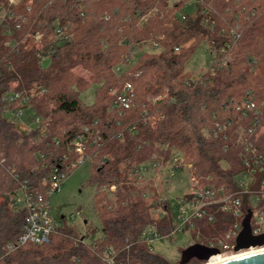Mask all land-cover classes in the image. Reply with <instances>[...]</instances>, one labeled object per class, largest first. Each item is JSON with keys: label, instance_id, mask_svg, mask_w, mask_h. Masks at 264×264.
<instances>
[{"label": "trees", "instance_id": "16d2710c", "mask_svg": "<svg viewBox=\"0 0 264 264\" xmlns=\"http://www.w3.org/2000/svg\"><path fill=\"white\" fill-rule=\"evenodd\" d=\"M166 1L19 0L10 6L14 17L9 25L0 26V248L17 240L28 217V210L13 207L11 196H16L22 185L44 192L53 167L65 169L75 158L66 147L85 125L102 129L100 145L87 151L92 153L90 181L96 190L101 184L117 185V190L114 200L95 192L92 210L101 233L92 241L86 242V235L63 223L53 231L49 243L19 246L5 256L6 264H105L102 253L106 248L121 258L126 245L132 263L170 264L140 240L148 227L168 232L167 222L154 218L144 191L131 187L125 178L133 165L153 156L165 163L173 149L188 157L192 174L204 184L235 189L240 144L235 131L238 122L228 100L240 103L248 96L256 105L264 100V0H178L173 3L176 13L171 15ZM189 1L190 10L182 11ZM153 7L157 12L147 15ZM179 13L185 18H179ZM18 15L25 22L15 29ZM145 16V23L140 24ZM57 27L64 30L63 35L72 33L70 41L42 67L34 35H53ZM231 30L239 35L237 39ZM201 40L212 43L219 58L210 66L214 74L182 77V68ZM186 42L189 44L181 47ZM144 47H148L146 51ZM137 54L134 66L115 71L126 57ZM75 65L90 71L88 79L106 80L92 104L78 99V91L89 82L70 72ZM105 68H111L115 77H103ZM149 69L154 75L141 82L128 76V71L142 70L137 76L142 77ZM126 83L133 86L134 105L120 117L111 107L115 96L108 91L120 93ZM32 84L44 91L35 94L29 104L36 116L49 120L38 143L33 139L35 133L20 138L19 131L3 117L1 101L8 89ZM147 94L162 95L163 99L151 103ZM262 108L264 113V105ZM215 119L232 123L220 137L213 135ZM129 127L133 129L129 131ZM66 154L68 160L63 158ZM212 225L211 232L219 234L216 228L223 225L219 221ZM199 226L203 230L210 224L200 221ZM193 263L197 261L187 264Z\"/></svg>", "mask_w": 264, "mask_h": 264}, {"label": "built area", "instance_id": "2783aa9c", "mask_svg": "<svg viewBox=\"0 0 264 264\" xmlns=\"http://www.w3.org/2000/svg\"><path fill=\"white\" fill-rule=\"evenodd\" d=\"M16 2L17 0H8V5H14ZM147 15H150V12ZM13 17V12L7 9L0 17V26L5 23L8 24V21ZM184 18L185 15L182 13L181 19ZM24 21V17L18 16L17 20L13 22L14 28L18 29ZM206 22L207 20H205V23ZM10 29H7V33H11ZM54 34L57 37H62L64 30L57 27ZM230 34L234 39H237L239 36L233 30L230 31ZM41 39V34L37 36L36 34L34 35L36 44H40ZM65 40L68 41L69 37ZM199 45L210 51L209 66L219 59L216 51L212 48V43L207 45L204 40H201L198 46ZM155 46L156 44H154L153 47ZM225 46L227 47L228 43H226ZM179 49L180 46L175 47L174 51L178 52ZM131 58L134 59V56L129 55L126 57V63L130 64L133 61ZM117 70L120 72L124 69L118 66ZM137 74H140V72H137ZM43 91V89L34 84L20 90L13 87L5 91L1 95V101L3 102V112L4 116L7 118L6 120L11 124H24L28 131L40 130L42 127L44 129L46 125H48L45 118L36 116L29 104L31 98L34 97L35 94H41ZM110 91L111 94L115 96L111 105L112 109L117 111L120 117H124L126 112L134 105L133 101L135 99V94L132 84L126 83L122 87L120 93L112 89ZM246 93L250 94V91ZM161 99H163L162 95L149 98L151 103H156ZM228 104L231 106L238 122L235 131L240 144V169L233 177L235 189L230 191L221 185L204 184L191 172L189 176L190 189L187 194L182 197L181 201L178 202L175 208L166 196L155 197L154 200H149L154 218L166 221L169 228L166 233H160L155 227H148L142 232L140 240L145 243L147 249L151 253H153L152 245L156 239H171L177 232H186L190 234L195 230L200 232V221H204L208 224H214L219 221L226 229L222 235L212 233L205 241L201 239L197 242L193 241V243H200L218 249V252L211 255L206 261L192 258L197 261V263L193 264H208L213 256L222 258L236 255L239 252L264 247L263 244L249 246L248 248H242L238 251L233 250L235 239L242 228V219L247 210L251 212L249 220L251 234L259 235L264 233V147L262 146V138L264 137V113L262 107L264 105V100H262L259 105H256L246 96L240 103H236L232 99H229ZM24 116L29 119V124L23 119ZM31 124L33 126L35 125L36 128L32 127ZM93 124L99 126L97 121H94ZM116 124L119 123L117 122ZM231 124V120H227L226 123H223L215 119L213 122V135L220 137L223 131L228 129ZM132 129L133 127H129L128 130L131 131ZM120 136V133H118L117 137ZM101 139V128L92 129L90 126H83L82 132L66 147V151L71 155L73 154L75 158L69 161L65 169L53 167L49 175L48 187L44 192L33 191L25 185L20 186L19 196L13 197L11 203L14 208H24L28 210V217L23 231L18 236L17 240L14 242H7L1 246L0 264H6L4 262L5 256L19 246L25 244L43 245L49 243L53 231L61 226V223L51 214L48 205L49 197L60 188L63 181L68 176V168L76 169L86 161H90L91 155H89L87 151L89 148L99 146ZM63 158L69 159L67 154L64 155ZM152 161V165L155 167L161 165V167H163L171 164L174 167L183 165L185 168L191 169V165L184 162V157L176 155L173 151L169 159V164L159 162L156 156L150 159V162ZM145 169V165L141 163L136 166L134 171L137 174H142ZM110 189L114 190L115 185H111ZM144 195L145 193L143 196ZM82 214L83 212L81 210H76L74 213L70 214V219H82L83 224L84 220ZM102 260L105 264H138L132 263L130 260L129 245L125 246V253L121 258L115 250L106 248L102 253ZM177 263L179 264V259Z\"/></svg>", "mask_w": 264, "mask_h": 264}, {"label": "rangeland", "instance_id": "374dc122", "mask_svg": "<svg viewBox=\"0 0 264 264\" xmlns=\"http://www.w3.org/2000/svg\"><path fill=\"white\" fill-rule=\"evenodd\" d=\"M19 0H17L18 3ZM178 0H167V10L170 15L176 11V8H173V3ZM32 1H28L27 3H30ZM16 3V4H17ZM89 4V3H88ZM186 8L182 9V11H189L190 7L192 5V2L189 1L186 4ZM122 7H126L122 5ZM7 9H10V5H8V0H0V17L3 15ZM30 9L29 7L27 8ZM126 8L123 9L125 11ZM157 8L153 7L150 10V15L157 12ZM176 13V12H175ZM181 14H178V17L181 18ZM20 16V15H18ZM107 18V17H105ZM147 16L143 17L139 23L143 24L146 21ZM59 21V18L56 19V22ZM25 22V21H24ZM68 30V29H67ZM41 34L42 39L40 40V44H36V40H33L34 48L37 50L38 55L40 57V64L42 67H47L49 65V56L57 51L61 45H63L65 42L70 41V35H62V37H57L55 34L48 36H44L41 32H36V36ZM69 37V40L66 41L65 39ZM61 40V41H60ZM107 40V38L105 39ZM44 42L46 43V46L44 45ZM189 42H186L185 44H182L181 47L187 46ZM48 45V46H47ZM154 46V45H153ZM148 47L142 48L144 51H146ZM155 52L156 51H151ZM138 55H132L134 56V59L130 64L123 62L120 63L118 66L120 68L124 69L123 71H126L129 69V67L134 66L136 62L138 61ZM209 58H210V51L202 47L201 45L197 46V49L192 55L187 63L182 68L181 75L182 77H191V79H195L198 77H201L203 74H214L212 72V68L209 66ZM113 62V60L110 62V64ZM109 64V65H110ZM118 66H116L115 71L117 70ZM148 73L146 75H143L142 77H137L142 74V70H131L128 71V76L131 78H139L138 82H141L143 79H147L148 77H152L154 75V71L152 69L147 70ZM70 72L79 75L82 77H85L88 79L92 74H90L89 70L84 69L81 65H75L70 69ZM137 72H140V74H137ZM134 76V77H133ZM103 77H115L112 73L111 68H105L103 70ZM251 77V76H250ZM106 80H96L88 79V87L85 89L78 91V99L82 101L85 104H92L94 103L97 92L99 88L105 84ZM33 85V84H32ZM35 85V84H34ZM80 88V87H79ZM109 89V93H111ZM114 90V89H112ZM115 91V90H114ZM164 92V90H162ZM39 96V95H37ZM150 94H147V97H149ZM151 97V96H150ZM149 99V98H148ZM3 117L5 119L6 116ZM25 119V122L29 124V119H27L26 116L23 117ZM45 121L49 122L48 119L45 118ZM14 127L19 131L20 138H23L25 135H29L31 133H35V137L33 139H36L35 142H40L39 140L43 139L44 133L47 129L46 127L43 129L40 128V130H32L28 131L26 130V126L19 125V124H13ZM32 127L36 128V126L32 125ZM33 139H30V143H34ZM39 139V140H38ZM23 140V139H22ZM20 140V141H22ZM173 152L176 155H180L181 157H184V162H186V159L188 160V157L183 156L182 154L178 153L176 149H173ZM88 153V152H87ZM89 155L92 153H88ZM151 159V158H150ZM150 159L145 160L142 162L143 165H145L146 169L142 174H137L134 169L136 168L135 165H133L132 170L128 173V178H125L127 181L126 183H129L131 187L143 190L145 195L143 196L147 203H150L149 200H154L155 197L160 196H166L170 200L171 204L174 206V208L177 206L178 202L181 201L182 197L187 194V192L190 189V180L189 176L191 174V169L185 168L183 165H179V167H174L173 165H165L163 167H155L152 165L153 161L150 162ZM4 160V159H3ZM2 162V161H1ZM170 161H166L165 164H169ZM187 163V162H186ZM141 164V163H140ZM99 169V168H98ZM92 174L91 166L88 161L83 163L82 165L78 166L76 169H74L71 173L68 174L66 179L61 184L60 188L53 192L49 197V208L51 211V214L54 215V217L61 223V225L64 223L66 225H73L75 226V229L83 233L85 236V241L90 242L92 241L96 236H99L101 233V224L100 221L96 218L95 213L92 210L93 207V199L95 192L97 191L98 194L106 195L107 199L114 200V193L117 190L115 185V189L111 190L110 185H103L101 184L97 190L95 185L90 181V177ZM19 189L16 190V196H11V199L13 197L19 196ZM16 210L21 208H15ZM76 210H81L83 212L82 218L84 220L82 224V219H70V214L74 213ZM214 227V225L210 224L209 228H203V230L192 231V234L186 233V232H177L171 239L168 238H159L156 239L155 242L152 245V252L159 254L163 256L168 263L174 264L178 261L180 256V251L182 248L190 245L193 243V241L197 242L199 239L205 241L208 239V236L212 235L211 229ZM226 227L221 226L216 228V230L219 232L220 235L224 232ZM178 264V263H177Z\"/></svg>", "mask_w": 264, "mask_h": 264}, {"label": "water", "instance_id": "95a60500", "mask_svg": "<svg viewBox=\"0 0 264 264\" xmlns=\"http://www.w3.org/2000/svg\"><path fill=\"white\" fill-rule=\"evenodd\" d=\"M250 216L251 212L247 210L244 218L242 219V228L235 239L233 250L238 251L242 248L249 246L263 245L264 233L259 235H252L250 229ZM218 249L208 247L200 243H193L183 248L180 251L179 264H187L190 259L206 261L211 255L216 254ZM212 264H264V251L234 257L225 261Z\"/></svg>", "mask_w": 264, "mask_h": 264}, {"label": "bare ground", "instance_id": "6f19581e", "mask_svg": "<svg viewBox=\"0 0 264 264\" xmlns=\"http://www.w3.org/2000/svg\"><path fill=\"white\" fill-rule=\"evenodd\" d=\"M260 251H264V247L259 248V249H251L245 252H239L236 255H232V256H226V257H217V256H213L211 257V259L209 260L208 264H212V263H218L221 261H225L234 257H239V256H244V255H248V254H252V253H256V252H260Z\"/></svg>", "mask_w": 264, "mask_h": 264}, {"label": "crops", "instance_id": "0c3cea01", "mask_svg": "<svg viewBox=\"0 0 264 264\" xmlns=\"http://www.w3.org/2000/svg\"><path fill=\"white\" fill-rule=\"evenodd\" d=\"M191 244H192V243H191ZM186 247H187V246H186ZM184 248H185V247H184ZM182 249H183V248H182ZM182 249H181V250H182Z\"/></svg>", "mask_w": 264, "mask_h": 264}, {"label": "flooded vegetation", "instance_id": "af4514ba", "mask_svg": "<svg viewBox=\"0 0 264 264\" xmlns=\"http://www.w3.org/2000/svg\"><path fill=\"white\" fill-rule=\"evenodd\" d=\"M190 260H192V259H190Z\"/></svg>", "mask_w": 264, "mask_h": 264}]
</instances>
